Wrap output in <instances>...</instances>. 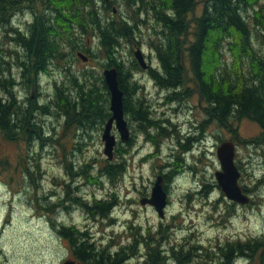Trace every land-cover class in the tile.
<instances>
[{"label":"rangeland","instance_id":"1","mask_svg":"<svg viewBox=\"0 0 264 264\" xmlns=\"http://www.w3.org/2000/svg\"><path fill=\"white\" fill-rule=\"evenodd\" d=\"M199 1L208 2L207 0ZM262 1L264 7V0ZM128 2L131 0H114L111 8H116V13L106 12L105 18L109 21L112 19L122 21L129 17L135 19L137 30H133L129 39L120 40L118 60L124 71L131 72L135 80L141 79L140 83L144 85V88L140 90L139 97H142L151 107H155L150 113L156 118V124L165 130L156 128L149 131L152 142H145L144 134L140 132H137V141L133 144L118 140L117 146L120 145V151L125 155L123 157L126 159V169L120 175V179L113 182L105 177H102V182L95 178L101 176L100 169L106 161L114 162L121 158V155L115 152L111 160L103 154L104 144L101 140L103 126L100 128L92 124L88 129L83 128L82 130L85 131L83 133L79 129L73 131L71 127L61 138L60 142L68 140L70 149L67 152L70 153V158H73L74 169L70 172L65 168L63 156H60L62 150L58 143L48 142V145L42 147L40 141L31 145L28 144L29 138L24 137H20L17 142H12L0 132V159H5L9 163L6 170L0 166V264H61L64 260L71 258L73 253L69 240L60 234L62 227L76 230L78 239L87 229L92 237L84 236V242L95 244L97 251L105 250L112 245L109 251L115 253L123 246L124 253L130 258L125 264H145L146 246L151 249V252H158L157 259L162 257L164 264H220V259L214 256L217 252L216 247L221 241L231 237L239 238L240 242L250 238L253 247L255 246L251 260L247 261L244 257L237 259L235 264H264V254L260 256L259 253L262 248L256 245V241L262 243L264 241V139L258 143L251 142L253 138L260 136L259 124L251 119L242 118L238 121L230 120L225 127L218 125L210 115L209 105L200 98L191 76H186L178 89V102L175 101L172 105L178 107L177 112L169 110L168 105L163 106L164 98L173 94L172 91H162L154 87L153 82L146 79L141 67L130 68L134 58L132 48L134 50L136 47L135 40L136 42L141 40L146 48L152 43L157 44L158 40L154 34L158 29L139 24L141 21L137 19V15L139 18L145 17L144 14L139 13L146 11L147 5L143 8L138 2H131V5ZM160 3H162L161 0L156 4L160 5ZM260 4L261 2L257 3V5ZM102 5V0H99L98 7ZM166 5L164 4L165 7ZM197 5L195 12L199 11L200 6ZM34 9L37 10L38 6H34ZM34 9L25 8V12H18L12 17L9 26L0 27L1 61L7 60L3 67L13 62V53L17 47L9 35V27L18 29L28 37L30 34L28 25L35 23ZM136 11L138 14L135 15ZM252 11L250 8L247 14ZM149 15L148 17H151ZM64 24V31H66L69 26ZM6 31L8 35L5 34ZM92 35L80 37V40L84 39L87 44L92 45L91 49L96 54L89 57L86 52L80 50L90 60L87 62L81 60L75 51L73 59L65 55L64 59L56 62L53 58L51 72L40 75L38 83L43 96L41 104L54 97V80L59 84L69 83L68 72L78 75L83 71L93 70L103 77V64L106 63V59L101 55L100 46ZM254 45L258 49L261 48L260 38L254 36ZM64 49L71 54L70 44L65 43ZM152 50L156 54L154 48ZM145 52L150 53L147 49ZM154 52L151 53L152 64L157 66V62L154 61ZM223 52L224 58L230 57V51L225 48V45ZM10 70L17 83L22 80L21 66L10 68ZM186 72L191 73L189 66ZM4 77L9 79L10 74L6 73ZM18 88L22 87L18 84L15 90ZM24 94L29 95L26 90ZM20 95L22 96L23 93ZM109 100L110 95L108 105ZM31 107H34L33 103ZM166 109H168L167 115H170L172 119V126L170 122L163 124V120L168 119H163L162 115ZM47 115L37 113L36 120L39 125H44L42 128L46 134L54 135L55 133L53 138L57 140L64 132L66 119L63 114L58 119L52 114ZM125 117L128 121L129 116ZM190 120L199 127L197 131L192 128L196 131L195 134L200 133V138L204 136L205 139L197 143L195 148L193 147L195 154L190 152L183 156L185 165L182 167L181 160L177 158L181 156L179 141L186 142L192 125ZM133 125L136 127L138 124L133 122ZM227 140H232L235 144L234 161L241 172L237 183L240 188L245 189L243 191L247 195L252 197L249 205H240L236 202L232 204L234 202L225 197L217 185L215 172L220 170V161L217 158L216 148ZM75 146H77L76 150ZM26 156L29 157L30 170L36 174L41 172L38 178L41 188L33 186L32 178L27 176L26 169L21 167V164H27L23 160ZM147 156H150L149 159ZM36 159L39 163L35 161ZM85 164L92 167L90 170L92 176H89V170L85 172ZM169 164L172 166L170 167ZM172 169L177 173L167 184L169 203L165 211L166 215L160 218L148 206L143 207L139 199L149 195L158 174H166ZM66 186L71 187L72 195L75 191L81 195L82 199L77 196L81 199L79 204H70L68 200V207H63L60 211L51 202L44 203L43 208H38L34 204L32 198L37 192L43 191L41 196L46 195V198L50 193H57V195L60 193L63 197L66 194ZM205 187L209 189L207 196L196 192L204 190ZM84 197L89 204L94 205L96 203L92 202L95 201L114 202L111 213L109 212L105 217L98 216L96 221L93 219L86 221V211L83 212L80 209V203H84ZM47 207L49 208L44 209ZM53 214L57 219L53 218ZM72 223L76 227L71 226ZM81 241H83L82 238ZM197 242L201 244L198 245ZM212 247L216 250L213 251ZM148 261L150 264L155 263L153 260Z\"/></svg>","mask_w":264,"mask_h":264},{"label":"trees","instance_id":"2","mask_svg":"<svg viewBox=\"0 0 264 264\" xmlns=\"http://www.w3.org/2000/svg\"><path fill=\"white\" fill-rule=\"evenodd\" d=\"M207 1L203 12L200 16L194 17V23L191 25L187 21V13L194 11L191 0H162L163 5L168 3L172 5L174 12L173 17L165 14L162 16V9L157 14L159 20H163V43L158 46L151 42V46L159 55L165 74L157 75L156 78L160 85L164 86L166 84H182L186 76H191L200 98L209 105V112L213 120L224 127L228 125L230 120L238 121L247 118L255 121L259 124L261 133L251 142L258 143L264 139L263 1ZM112 2L106 5V2L102 0L103 5L99 8V0H0V27L9 26L12 17L18 12H25V8L32 7L34 9V6H38V9L33 11L35 23L28 25L30 33L28 37L18 29L9 27V35L12 41L17 45L20 44L29 54V64L24 70L25 81L23 82L29 87L31 84L28 82L35 83L39 74L38 69L50 73V67L47 68L46 63L48 61L53 63V58L56 62L64 59L65 55L73 59V53L79 49L85 51L89 57L95 56L96 54L91 49L92 45L87 44L84 39L80 40V37H84V35L93 34L92 37L95 36L94 39L100 46L101 55L106 59L103 67L117 68L119 88L124 92V114L128 116L132 99L131 93L127 91L128 71H124L118 60L117 52L120 40L129 39L134 32L133 30H137V25L132 17H129L130 20L124 19L122 21L106 20L105 13L113 12ZM131 2H138L139 6L144 8L148 6L146 13L147 15L151 13V2L148 3L147 0H131ZM131 2L128 3L131 5ZM259 2L261 4L257 5ZM250 8L253 11L247 14ZM136 14H138L137 11ZM248 16L250 17L248 18ZM137 19L141 21L138 15ZM64 23L69 26L66 31H64ZM5 34L8 35L7 31ZM254 36L260 38L261 48L259 49L254 45ZM65 43L70 44L71 54L64 49ZM224 45L230 51V57L224 58ZM5 62L7 63V60ZM5 62L1 61L0 56V95L4 93L7 97L5 102L0 97V132H3L6 139L12 142H17L20 137L29 138L32 135L35 137L36 133L42 147L48 145V142L58 143L62 150L60 156H63L65 168L70 172L74 167L72 165L73 158H70V153L67 152L70 149L69 143L68 140L65 142H60V140L71 127L74 131V129H88L92 124L100 128L104 126L110 115L108 105L110 93H108L106 82L99 73L93 70L83 71L78 75L68 72L69 83L62 82L59 84L56 81L54 97L48 102L39 105L36 99L27 98V104L33 103L32 110L36 113H50L55 118L64 115L66 127L64 126L62 136L54 140L51 136H44L46 133L41 125L32 128L35 133L26 132V124L29 122L28 115L32 110H29L27 106L23 107L21 102H17L16 96L12 92L16 86L15 79L4 77L6 73H10V67L13 63L9 62V66L3 67ZM16 63L20 64L19 61ZM187 66H189L191 73L186 72ZM130 68L138 69L135 64H132ZM149 123L150 125L153 124ZM18 129H20L19 132H17ZM74 148L76 150L77 146ZM114 152L117 155L120 154L121 158L114 162L106 161V164L100 169L101 176L95 177L101 182L102 177L108 178L112 182L120 179V175L126 169V159L123 157L125 156L124 153L120 151V145L114 148ZM23 160L27 164H21V167L26 169L27 176L32 178L33 186L35 188L40 187L38 178L41 176V172L36 174L30 170L28 156ZM0 166L6 170L9 163L5 159H0ZM36 167H38L37 163ZM84 167L85 172L89 170V176H92L90 171L92 167L88 164H85ZM65 192L70 198V204H79L78 202L82 198L76 191L72 195L71 187L67 188L66 186ZM202 193L207 196L209 189L205 187ZM92 203H96L93 212L103 216H107L114 205V202L109 201ZM80 204L84 205L88 202L84 200V203ZM37 205L41 208L44 207L41 204ZM53 218L57 219L54 214ZM62 228L61 233L69 240L71 248H74L78 258L84 264H119L115 259L116 257L110 261L105 255L95 253L86 241L81 242L77 248V231L73 228ZM240 245L241 256L245 252L251 253V250H255V246L252 247L245 241L241 242ZM256 245L262 248L259 252L261 256L264 254V241L263 243L256 241ZM163 260L160 257L153 264L162 263ZM220 263L231 264L232 260L227 256Z\"/></svg>","mask_w":264,"mask_h":264},{"label":"flooded vegetation","instance_id":"3","mask_svg":"<svg viewBox=\"0 0 264 264\" xmlns=\"http://www.w3.org/2000/svg\"><path fill=\"white\" fill-rule=\"evenodd\" d=\"M154 2L151 4V13L149 16L151 17H148L146 11H140L142 12V14L145 15V17H141L140 16V19H141V25H145L146 27H151V28H156L158 29L157 33L154 34L156 35L157 37V45L158 46H161L162 45V38H163V20H159V16L157 15L159 13V10L162 9V16L165 14L169 17H173V12H174V9H172V5L170 4H167L166 7L160 3V5H157L156 3H158L160 0H153ZM156 1V3H155ZM162 1V0H161ZM195 0H191V4H193V7L194 9L196 7H198V5L196 6V4H199V11L198 12H188L187 13V21L191 23V25H193V20H194V17L196 16H200V14L203 12L204 10V7L206 6L205 2L204 1H197L196 4H195ZM111 2H106V5L110 4ZM202 4V6L200 5ZM139 8V6H138ZM144 8V7H143ZM201 8V10H200ZM168 12V13H167ZM114 13H116V11H114ZM195 15V16H194ZM143 21V22H142ZM26 34V33H25ZM190 39H192L190 37ZM137 40H135V45L136 47L132 48V53L137 50L138 48L141 50L142 52V55H144V59H145V64H146V68H143L140 66V64L137 62L136 58H135V55L133 53L132 56H134L132 62H131V65L132 64H135L137 65L138 67H141V70L143 71V73H145V77L146 79H148L149 81H152L153 84H154V87H157L158 89L164 91V90H168L169 92L172 91L173 94H170L169 96H167V98H164V105H168V109L173 111V112H177L178 110V107H173L172 105L175 103V101L178 102V98H179V93H178V89L180 86H182V84H179V83H175V84H166V85H160V82L159 80L156 78L157 75H163L165 74V70L163 69V66H161V61H160V58H159V55L152 50L153 47L150 45V47L148 46L147 48L145 47L146 45L141 41L139 40L138 42H136ZM19 45V46H18ZM17 47H16V50H15V54L13 55V65L10 67V68H13V67H18V66H21L22 67V74H21V79L20 81H18V83L16 82V86L13 88V93L15 94L16 96V100L17 102H21L23 107H28L29 110H32L33 107H31V105H28L27 104V98L30 97V98H33V99H36L37 102H40L42 100V93L41 91L39 90L40 88V84L38 83L39 79H40V75H42V73H47L46 71L42 70L40 71V69H38V78L36 79L35 83H32V81L28 82L30 83V87L27 86V84H25L23 81H25V72H23V70L28 66L29 64V54L27 52V50L23 47L20 46V44H18ZM146 49L150 52V53H146ZM155 50V49H154ZM80 51L77 50L76 51V55L77 53ZM83 51V50H82ZM81 51V52H82ZM85 52V51H84ZM83 52V53H84ZM154 52L155 54V57H154V61L157 62V66H154L152 63H153V58H152V55L151 53ZM24 53V54H22ZM85 54V53H84ZM185 55L187 54L186 52L184 53ZM86 55V54H85ZM87 56V55H86ZM90 60V58H89ZM17 61L20 62L19 63H16ZM28 61V62H27ZM50 69H51V65L52 63H49V61L46 63ZM11 72V70H10ZM10 74V77L11 78H14V74L13 73H9ZM128 86H127V91L131 93L132 95V99H131V105L129 107V113H128V116H129V119L131 118V122L129 123V119H128V129H130V136H129V144H133L135 143L137 140V132H140L141 134L143 133L144 136H143V140H145V142H148V141H151V134L149 133V131L153 130V129H156V128H161V131H164L165 129L161 126H158V124H156L155 122V119L154 116L152 117L151 113L150 112H153V108H155L154 106L151 107L150 104L146 103V101L144 99H142V97H139V94H140V90L144 88V85H142L140 82H141V79L139 80H135L134 77H132V74L131 72H128ZM16 81V80H15ZM55 82L56 80H54V85H55ZM18 84L22 87V88H18V90H15L16 87H18ZM146 84V83H145ZM26 90V93H28L29 95H25L24 92ZM30 92V93H29ZM20 93H23V95L21 96ZM0 97H2L3 101L5 102L7 97H6V94L4 93H1ZM167 99V100H166ZM39 104V103H38ZM39 105H43L40 104ZM168 109L164 110L162 112V115H163V119L165 118H168L167 121L163 120V124H165L166 122H170L171 126L173 125L171 122H172V119L170 117V115H167V112H168ZM156 110V109H155ZM140 111V112H139ZM157 111V110H156ZM49 116H51L50 113H47ZM47 115V116H48ZM29 116V122L26 124V132H31V133H35L32 128L33 127H37L39 125V123L37 122V113L34 112L33 110L31 111L30 115ZM110 116V115H109ZM60 117V116H59ZM57 117V119L59 118ZM158 120V119H157ZM191 121V120H190ZM133 122H136L138 125L135 127L133 125ZM153 123L152 125H150V123ZM192 122V121H191ZM44 125H42L41 127H43ZM196 126V127H195ZM174 127V126H173ZM19 128V127H18ZM192 128H194V130H198L199 127L197 125H194V122H192V125H191V128L189 129L188 131V135L186 137V142H180L179 141V151L181 152V156L179 155L177 158L178 160L180 161L181 160V163L180 165L183 167L185 165L184 163V158L183 156L186 155V153H192V154H195V150H193L195 147V145L197 143H200V141H203L205 139L204 136H202V138H200V133L199 134H195L196 131H193ZM52 129L54 130V126L52 125ZM112 133L116 136V139L118 141V138H119V135H118V132L116 131V129L112 128ZM20 129L17 130V132H19ZM32 130V131H31ZM82 130V128L80 129V131ZM103 131V130H102ZM85 132L84 130L81 131V133ZM3 134V132H2ZM47 136H51V137H55V133L54 135H50L49 134H46ZM169 135V133L167 134V136ZM54 139V138H53ZM56 140V139H54ZM39 139L36 137V133H35V137L32 135V136H29V140H28V144H31L33 145L34 142H37L38 143ZM118 144V143H117ZM161 144V143H160ZM194 147V148H193ZM148 159L150 156H147ZM147 159V160H148ZM169 166L171 167L172 164H169ZM192 167V166H191ZM193 168V167H192ZM181 170V169H180ZM177 171L172 169L171 171L167 172L166 174H158L156 179L161 176L163 178V183H162V188H164L166 194H167V200H168V203H169V188H167V184L169 182L172 181V178L175 176L174 174H176ZM156 182V180H155ZM155 182L153 183L152 187L154 186ZM152 187H151V192L149 193L148 196H144L142 198L139 199L141 205L143 207L145 206H148L153 212L157 213L156 212V209L155 207L150 204V203H144L142 204V200L146 199V198H149L151 196V193H152ZM41 188V187H40ZM203 189L201 190H197L196 192H200L202 193ZM38 193V194H37ZM36 193V196L33 197V201L35 202L34 204L37 205V204H41V205H44L51 202L53 204H55V207H58V211L60 210H63V207H68V203L70 201V198L68 199L67 195H62L59 193V195H57V193H50L47 198H46V195H42L43 194V191L41 192H37ZM81 196V195H80ZM249 196V195H248ZM250 200L252 199L251 196H249ZM55 199V201H54ZM69 200V201H68ZM84 200L86 201V198L84 197ZM83 200V201H84ZM250 200L248 203L246 204H243V205H249L250 203ZM66 202V203H65ZM233 202V201H232ZM65 203V205L63 206V204ZM168 203L166 205V207L164 208V212L166 211V208L168 207ZM232 204H235L232 203ZM237 204V203H236ZM34 205V207H35ZM233 206V205H232ZM38 208H41L39 205H37ZM80 209L84 212L86 211L85 215H86V218L85 220L86 221H90V219H93V221H96V219L98 218V216H101L100 213H94L93 212V208H94V204H81L80 205ZM112 208L113 206L111 207L110 209V213L112 211ZM159 215V214H158ZM165 215H166V212H165ZM164 215V216H165ZM103 216V215H102ZM92 217H95V218H92ZM105 217V216H104ZM160 217V216H159ZM161 218V217H160ZM62 224H64L63 222H61ZM58 224V223H57ZM75 224H71V226ZM76 227V226H75ZM84 235H83V234ZM81 233V236H82V240L84 241V236H86L87 238H89V236H91V234H89V231L86 229L85 232H82ZM60 234L62 235V237L66 238L64 236L63 233H61L60 231ZM92 237V236H91ZM67 239V238H66ZM81 238L77 239L78 240V243H77V248L78 245L83 242L80 240ZM228 240H225V241H221L216 249H217V252L215 253L216 256L215 258H218L220 259V261H223L225 260V257L229 256V258L232 260V263L231 264H235V262L237 261V259H241V258H244L246 257L247 261L248 260H251L252 257V253L253 251L251 250V253H248V252H245L243 254V256H241L240 254V239L237 238L235 239L234 237H231V238H227ZM198 241V240H197ZM154 242V241H153ZM152 242V243H153ZM245 243L249 244V245H252V241L250 238L246 239L245 240ZM88 245L91 246L92 250L95 252V253H100V254H103L105 255L106 257L109 258V260H113L114 257H116L115 259L118 261L117 263L119 264H125L126 261H128L130 258H128V256L124 253L125 251L123 250V246L119 248V250L115 253H112L109 251V249L112 248V245H110L109 247L105 248V250H100V251H97L96 249V246L95 244L93 243H88ZM198 245H200L201 243L200 242H197ZM253 247V245H252ZM72 249V248H71ZM146 249H147V252L145 254V258L146 260L145 261V264H150L148 260H153L155 263H156V260H157V253L155 252H151V249L147 248L146 246ZM213 251H215L216 249L214 247L211 248ZM152 250H154V248H152ZM72 257L69 258L71 260H75L76 263H80V264H84L82 262L81 259L78 258V254L77 252L74 250V248L72 249ZM152 253H154V255L152 256ZM249 254V255H248ZM188 256V255H187ZM204 257V256H203ZM170 258V257H169ZM168 259V258H167ZM163 263V262H162ZM162 263H159V264H162ZM152 264V263H151ZM164 264V263H163ZM222 264V263H220Z\"/></svg>","mask_w":264,"mask_h":264},{"label":"water","instance_id":"4","mask_svg":"<svg viewBox=\"0 0 264 264\" xmlns=\"http://www.w3.org/2000/svg\"><path fill=\"white\" fill-rule=\"evenodd\" d=\"M110 2L112 0H105ZM116 11V8H113ZM81 60L87 62L89 57H87L83 52L79 51L77 53ZM135 58L141 67L146 68L144 55H142L141 50L138 48L134 51ZM103 79L106 82L108 93H110V116L103 126V132L101 135V140L104 144L103 154L107 156L108 159H113L114 148L117 145L116 136L112 133V128L116 129L119 135V141L123 143H128L130 136V129H128V122L126 117H124V104L123 96L124 92L119 88V80H117L118 71L115 67H105L103 68ZM217 158L220 161V170H216V181L217 185L221 188L225 197L237 202L238 204H246L249 202L250 198L246 193L243 192L240 185H238V179L240 178L241 172H239L236 163L234 161L236 148L232 140H227L222 142L217 148ZM163 178L159 176L156 179L154 186L152 187V193L149 198L142 200V204L150 203L152 204L156 212H158L161 218L164 217V208L166 207L168 200L167 194L162 188ZM264 184V179H263ZM61 264H80L76 263L75 260L66 259Z\"/></svg>","mask_w":264,"mask_h":264},{"label":"bare ground","instance_id":"5","mask_svg":"<svg viewBox=\"0 0 264 264\" xmlns=\"http://www.w3.org/2000/svg\"><path fill=\"white\" fill-rule=\"evenodd\" d=\"M55 224H57V223H55ZM60 225V224H59ZM56 226V225H55Z\"/></svg>","mask_w":264,"mask_h":264}]
</instances>
